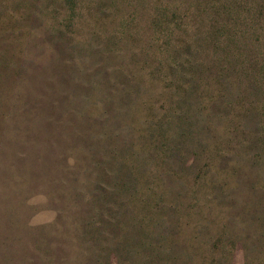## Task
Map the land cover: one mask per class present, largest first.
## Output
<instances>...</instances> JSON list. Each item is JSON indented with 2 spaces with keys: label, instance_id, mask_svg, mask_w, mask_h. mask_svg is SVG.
Listing matches in <instances>:
<instances>
[{
  "label": "rangeland",
  "instance_id": "374dc122",
  "mask_svg": "<svg viewBox=\"0 0 264 264\" xmlns=\"http://www.w3.org/2000/svg\"><path fill=\"white\" fill-rule=\"evenodd\" d=\"M0 264H264V0H0Z\"/></svg>",
  "mask_w": 264,
  "mask_h": 264
},
{
  "label": "trees",
  "instance_id": "16d2710c",
  "mask_svg": "<svg viewBox=\"0 0 264 264\" xmlns=\"http://www.w3.org/2000/svg\"><path fill=\"white\" fill-rule=\"evenodd\" d=\"M121 80V79H120ZM132 81V80H131ZM121 84L123 85V91L125 92L126 90V84L121 82ZM122 95H127V94H122ZM129 96V95H127ZM83 98H86L85 95H83ZM104 105L106 106L105 109L101 110V114L99 115L100 119H103V122H101L100 119H97L95 118V115L93 113H91L90 111H86L87 109H83V108H74L73 109V112H74V118H75V125H74V128H76V133L75 135L77 136V138H82L84 140L85 138V131L84 129L81 127L82 125V122L84 120H88L89 124H90V127H87V144H88V148L89 150L91 151L92 154L96 153L97 152V145L96 143L97 142H101V139L103 138H107L104 142H105V145L112 142V138H113V132L112 131H102L100 133H94L96 131V125H97V122H100L101 124H103V128H105V115H108L110 114L111 110L110 109L113 105H112V100L111 98H107V100H105V103ZM119 111H120V108H119ZM120 114L122 115V113H116V114H112L115 118L116 117H120ZM124 116V115H123ZM95 118V119H94ZM89 120H94V122L92 121H89ZM122 124H124V120L123 119H120L117 123V126H118V130L122 127ZM88 126V125H87ZM115 136H117V134L115 133ZM82 140V141H83ZM100 197H102V193L100 192L99 194ZM98 214L99 211H98Z\"/></svg>",
  "mask_w": 264,
  "mask_h": 264
}]
</instances>
